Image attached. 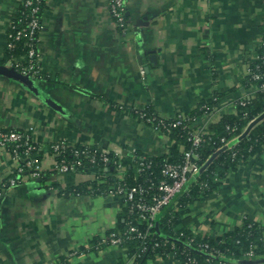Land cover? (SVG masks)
Segmentation results:
<instances>
[{
	"label": "crops",
	"instance_id": "crops-1",
	"mask_svg": "<svg viewBox=\"0 0 264 264\" xmlns=\"http://www.w3.org/2000/svg\"><path fill=\"white\" fill-rule=\"evenodd\" d=\"M124 2L122 28L109 0H46L41 75H24L12 61L0 64V128L30 134L43 166L40 177L16 175L19 161L0 147V264H135L125 247L96 244L119 226L120 202L75 192L93 173L56 172L50 145L65 140L120 150L123 158L162 156L173 142L138 110L187 117L222 94L194 123L209 131L250 92L246 70L264 44V0ZM17 7L18 0H0V59ZM190 213L202 236L232 231L245 218L264 226V153L228 174ZM143 264L180 263L170 255Z\"/></svg>",
	"mask_w": 264,
	"mask_h": 264
},
{
	"label": "trees",
	"instance_id": "trees-1",
	"mask_svg": "<svg viewBox=\"0 0 264 264\" xmlns=\"http://www.w3.org/2000/svg\"><path fill=\"white\" fill-rule=\"evenodd\" d=\"M26 0H18V7L12 17L9 27L8 42L13 47H6L0 64H5L14 59H21L19 64L14 62L16 70L21 72V67L28 64L26 58L30 48V43L38 49L40 28L36 30L34 41L30 38L28 21L31 19L32 5H26ZM46 0H42L41 11L38 13L41 23V15L45 8ZM23 34L17 38L18 32ZM261 58L251 64L261 65L259 71L264 74V44L257 51ZM246 86L251 88L262 81L252 79L246 75ZM217 96V97H216ZM214 96V99L204 100L199 107L190 113L187 117L189 122L180 126H169L165 130L173 142L168 154L162 156H145L146 165L143 170H139V155L126 156L123 158V165L126 166L125 178L129 187L141 186L146 189L145 196L151 201L153 196L159 194V182L164 179L162 174L163 165L167 162L182 163L184 151L193 149L199 155V163L203 165L202 170L191 177L189 184L167 207L160 213L156 225L153 229V238L143 239L132 234L121 246L128 251L129 257L135 258V264H140L146 258H155L161 256L167 258L171 254L179 261L180 264H225L229 261H242L244 264H264V226L259 222L251 219H244L241 227L224 234L211 233L205 236L195 233L192 229L193 216L190 213L194 203L203 196L219 188L221 180L228 174L237 170L241 165L247 163L253 156L264 153V92L257 91L254 98L246 106L237 103V112L233 114H224L218 121L211 124L209 134L205 139L200 141L198 147L193 146L192 140L189 139V131L196 129L194 123L209 113L222 98L221 95ZM147 114L155 113L150 108L143 109ZM140 115L139 112H136ZM144 119V118H143ZM174 118L169 119L173 122ZM10 130V129H4ZM225 138L230 143L225 147L222 139ZM184 146L183 151L180 150ZM85 146H74V148L83 149ZM73 148V147H72ZM71 147L57 156L60 160L64 156L69 160L76 157L72 153ZM94 149L97 147H93ZM83 159V166L79 169L82 172L88 171L91 165L87 159ZM112 154L110 159L115 160ZM100 166L103 167L99 160ZM107 176L103 182L96 179L79 184L74 188L75 192L102 193L104 194L109 185L116 182V175L120 173L119 168L112 162L107 170ZM121 220L119 226L109 230L125 231L130 225H135L141 232L147 230V223L137 219L138 213L130 212L133 201H120ZM123 219V220H122ZM193 238L194 247H200L201 244H207L208 250L200 252L198 249L189 248L186 242ZM174 241V247L171 244ZM96 244L99 247H106L102 243L101 237L97 239ZM254 246L255 256L251 262L246 257L247 251ZM146 247V250L143 249ZM192 260H195L192 263Z\"/></svg>",
	"mask_w": 264,
	"mask_h": 264
},
{
	"label": "built area",
	"instance_id": "built-area-1",
	"mask_svg": "<svg viewBox=\"0 0 264 264\" xmlns=\"http://www.w3.org/2000/svg\"><path fill=\"white\" fill-rule=\"evenodd\" d=\"M42 0H26V5L33 6L31 19L28 21L30 38L35 39L36 30L41 26L40 17L38 13L41 11ZM110 12L115 19L117 26L124 28L125 26V2L124 0H109ZM23 33L18 32L17 38ZM7 47H13V44L8 42ZM28 64L21 67V73L27 76H40L41 70L39 67V58L40 54L38 49L34 46V43H30V48L26 56ZM261 57L256 55L255 62H257ZM21 59L17 58L12 60V63L16 62L19 64ZM261 65L257 63L255 66L248 65L246 73L250 75L252 79L260 82L258 85H254L250 88V92L244 97L237 100L236 104L246 106L250 103L251 99L254 98L257 91L264 92V74L259 71ZM140 116L151 125V127L159 132L165 133V130H169V126H180L185 122H189L188 117L178 116L174 118L173 122H170V118L161 117L156 113L147 114L144 110H138ZM209 134L206 128L192 129L189 131V139L192 140L193 146L198 147L200 141L205 139V136ZM224 146L226 147L230 141H227L225 138L222 139ZM0 147L9 150V152L19 161L17 167L16 175H22L24 172H30L33 177L42 176L43 166L38 158L37 153L39 152V145L32 139L30 134L27 132L10 129L4 130L0 128ZM72 148V153L76 157L74 160H69L65 156L60 160L57 159V156L64 154L68 148ZM50 151L52 152L55 161V171L59 173L67 172H78L79 169L83 166L84 162L81 157L88 160V163L91 165L89 170L93 173L94 179L98 182H103L107 173L108 166L114 162L117 168H119L120 173L116 175V182L109 185L107 191L104 195L116 199L119 202L124 201H133V206L130 209V212H137V219L139 221L147 223V230L141 232L139 228L135 225H130L129 228L125 231H111L106 233L101 237L102 243H105L106 246L121 247L128 238L132 237V234H137V236L142 237L143 239L153 238V229L156 225L157 219L162 212V210L167 207L179 194L183 192L186 186L189 184L191 177L198 174L203 165L199 163V155L193 150L184 151V159L182 163H172L167 162L163 165L162 174L164 179L159 182L158 190L159 194L153 196L151 201H148L145 193L146 189L138 187H129L126 178H125V166L123 165V153L120 150L112 151L109 148L97 147L93 148L92 146H85L83 149L74 148L65 140H60L53 142L50 145ZM114 155L116 158L114 161L110 159L111 155ZM99 160L102 162L100 166ZM146 158H139V170H143L146 165ZM17 177L14 176L10 179L11 185L17 182ZM104 179V180H103ZM247 219V218H245ZM196 233V231H194ZM194 239L191 238L186 242V245L189 248L198 249L200 252H206L208 250L207 244H201L200 247H194ZM171 244L174 247V241H171ZM146 250V247L143 249ZM172 255V254H171ZM255 256L254 246L247 251L246 257L248 262H251ZM195 260H192L194 263Z\"/></svg>",
	"mask_w": 264,
	"mask_h": 264
},
{
	"label": "water",
	"instance_id": "water-1",
	"mask_svg": "<svg viewBox=\"0 0 264 264\" xmlns=\"http://www.w3.org/2000/svg\"><path fill=\"white\" fill-rule=\"evenodd\" d=\"M264 117V115L260 118V119H262ZM144 263V261H142L140 264H143Z\"/></svg>",
	"mask_w": 264,
	"mask_h": 264
}]
</instances>
